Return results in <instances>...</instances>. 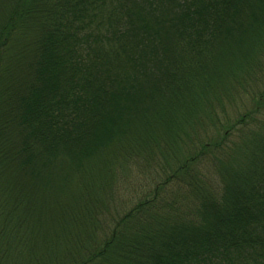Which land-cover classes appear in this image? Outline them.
I'll use <instances>...</instances> for the list:
<instances>
[{"label": "trees", "instance_id": "16d2710c", "mask_svg": "<svg viewBox=\"0 0 264 264\" xmlns=\"http://www.w3.org/2000/svg\"><path fill=\"white\" fill-rule=\"evenodd\" d=\"M0 264H264V0H0Z\"/></svg>", "mask_w": 264, "mask_h": 264}, {"label": "rangeland", "instance_id": "374dc122", "mask_svg": "<svg viewBox=\"0 0 264 264\" xmlns=\"http://www.w3.org/2000/svg\"><path fill=\"white\" fill-rule=\"evenodd\" d=\"M39 169V168H38ZM33 171V173H32V176L33 175H41L42 173H40V172H38L37 174H36V170H32ZM45 173H48V174H50V176H51V178L52 177H55L56 176V174H54V173H52V171H47V172H45ZM47 174V175H48ZM39 177V176H38ZM43 177H46V175L45 176H43ZM47 178H49V177H47ZM54 180H56V179H54ZM44 181V180H43ZM38 182V181H37ZM41 183L38 185V187L39 188H37L38 189V191L40 190V192H39V195H42V194H40L41 192L43 193V195H45V196H48L49 197V199L46 201V203H47V205L49 206V207H52V205H53V203L50 201V199H51V197L53 196H55L54 194H53V192H56V187L58 186V183L56 182V181H54V183L56 182V184H52V186L54 187H50L49 185H47V183H42V180L40 181ZM49 186V187H48ZM55 190V191H54ZM51 192V193H50ZM38 195V196H39ZM52 197V198H53ZM57 197V196H56ZM56 207H58V206H60L59 204H56L55 205ZM60 208H62V207H60Z\"/></svg>", "mask_w": 264, "mask_h": 264}]
</instances>
